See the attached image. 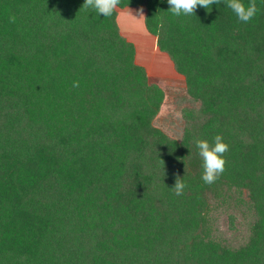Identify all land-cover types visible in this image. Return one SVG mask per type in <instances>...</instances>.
<instances>
[{"label": "trees", "instance_id": "1", "mask_svg": "<svg viewBox=\"0 0 264 264\" xmlns=\"http://www.w3.org/2000/svg\"><path fill=\"white\" fill-rule=\"evenodd\" d=\"M255 2L241 23L223 0L180 17L167 0H121L111 17L84 0H0V264H264ZM139 7L184 79L173 137L153 126L165 91L117 23ZM217 134L229 150L208 185L193 140Z\"/></svg>", "mask_w": 264, "mask_h": 264}, {"label": "rangeland", "instance_id": "2", "mask_svg": "<svg viewBox=\"0 0 264 264\" xmlns=\"http://www.w3.org/2000/svg\"><path fill=\"white\" fill-rule=\"evenodd\" d=\"M128 9L134 18L126 15ZM141 9L144 17L145 10L141 7L118 9L117 23L121 35L135 45V64L145 69L150 83L157 84L165 91L166 99L153 121V126L173 137L181 129L182 122V118L175 115L180 110L177 107L179 100L176 98L177 102L174 101V96L185 93L184 79L175 72L168 57L157 51L155 39L144 29V18L138 15L137 10Z\"/></svg>", "mask_w": 264, "mask_h": 264}, {"label": "clouds", "instance_id": "3", "mask_svg": "<svg viewBox=\"0 0 264 264\" xmlns=\"http://www.w3.org/2000/svg\"><path fill=\"white\" fill-rule=\"evenodd\" d=\"M221 2L222 0H167L170 6L168 11L176 17L194 16L198 6L209 10L213 4H220ZM120 3L121 0H84L82 8L94 10L97 14H102L104 17H111ZM223 3L235 14L237 20L241 23L250 22L258 12L255 0H250L247 6H245L243 0H223ZM137 11L138 15L143 17L142 9ZM126 15L133 17L129 9ZM9 22L14 23L15 17H10ZM72 86L74 88L79 87V82L74 81ZM175 115L177 118H182V113L180 112H176ZM193 143L198 150L199 157L202 159L203 171L201 179L205 184L211 185L219 179L225 170L226 160L224 154L228 152L229 145L224 142L223 136L220 134L213 137L212 143L204 139H194ZM186 186L184 180L177 177L171 189L175 195L181 196Z\"/></svg>", "mask_w": 264, "mask_h": 264}]
</instances>
